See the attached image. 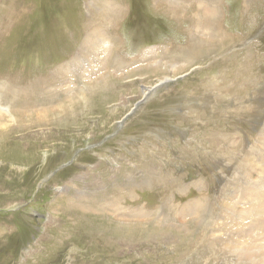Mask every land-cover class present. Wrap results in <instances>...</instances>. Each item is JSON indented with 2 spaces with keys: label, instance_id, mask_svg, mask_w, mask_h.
Instances as JSON below:
<instances>
[{
  "label": "rangeland",
  "instance_id": "1",
  "mask_svg": "<svg viewBox=\"0 0 264 264\" xmlns=\"http://www.w3.org/2000/svg\"><path fill=\"white\" fill-rule=\"evenodd\" d=\"M180 3L0 0V264H264L240 254L264 241V199L237 198L245 169L264 177V81L244 117L217 122L225 91L186 101L212 60L186 63ZM138 166L169 190L145 191Z\"/></svg>",
  "mask_w": 264,
  "mask_h": 264
},
{
  "label": "bare ground",
  "instance_id": "2",
  "mask_svg": "<svg viewBox=\"0 0 264 264\" xmlns=\"http://www.w3.org/2000/svg\"><path fill=\"white\" fill-rule=\"evenodd\" d=\"M252 2L253 0H181L180 3L181 12H179V14H181V25L185 28L186 31L185 36L187 37L183 41L181 40L182 41L181 52L183 53V55H185L183 57H185L184 59L186 63L190 65L192 64L193 61H196L197 63L198 61L205 62V60L207 59L212 60L211 64L209 63V64H205V66H202L201 68L199 67V70H201L202 81L192 82L193 85L195 84L194 88H188L183 86L184 92L183 93L181 92L183 94L182 97L187 98L186 101L188 100L192 101V98L195 97L196 95L195 93H199L201 92L200 90H202V92L205 93L207 92V94L210 96L211 99L213 98L212 96H214V94L211 93V90H215V93L216 91H225L226 93L225 95H222L221 97L219 96V98L217 96V98L219 99L218 101H223L225 99H228L229 97L227 98V96L229 95L231 97L230 99L233 100V103L234 101L237 102H235L236 103L235 107H231L227 110L226 107L224 106V104L226 105L227 103L219 104L218 105L219 108L217 107L216 110L221 115H219V113L217 114L219 115L217 116L216 119L217 122H219V120L221 121L224 120L225 119L224 115L225 114L228 115L233 110V108L237 109L236 113L240 115L249 112L250 105H248L247 102L244 101L247 94L246 91L250 89L251 86L257 84L258 82L264 81V45L263 46L261 45V47L260 45H258V47H255L253 49L252 47H248L245 45L246 39L249 36L254 34L257 30L263 29L264 27L263 25L264 14L260 15L259 17L258 16L251 17L252 12L254 10L252 6H250ZM249 8H251L249 13L245 14L244 11H247ZM237 16H239V18ZM215 77H218L219 79H221V81L219 82L216 81ZM187 82L189 83L190 81ZM208 91H210V93ZM210 104H212V101L210 102ZM211 106H208L209 109ZM256 108L257 107L255 106V108L253 109ZM186 111L183 114L181 113L182 115L179 116L182 117L186 115L187 119H190V116L186 114L187 113ZM194 113L198 115L201 112L195 109ZM241 116L244 117V115ZM203 117L206 118V116H202L200 118ZM191 119H193V121L196 122L197 124H198L197 121L200 120V119L196 120L193 117ZM206 122H208V120H206ZM219 126L221 127L222 125L220 124ZM202 139L203 138H200L201 141ZM209 139L213 143V147H217L212 141L215 140V137H211ZM261 139L263 140L261 144L264 146V131L263 133L261 132V137H259L258 141L256 142L257 144H255V146L252 145V148L254 149L253 151L256 152L259 151L258 143L261 142ZM202 142L204 143V141ZM200 145L203 146L202 143H200ZM200 145L199 142H197V146L195 143V145H190V147L192 146L191 148L194 149L195 147H200ZM228 147L229 149L235 148V151L236 150L238 151L237 154L240 155V157H242L241 161L244 160L243 158H246L244 161L248 160V158L245 157V154H243L244 149L239 145H234V144L231 145L229 143ZM247 163L248 162H245L244 167H247L248 165ZM135 169L137 170L138 173H141V175L140 177L134 176V179L135 180H137V178L141 179L139 185L145 183L144 189L146 187L151 188L152 190L154 189L155 192L157 193V196L159 195L161 196V192H163V190L165 192L169 190L167 189L168 188L167 183L164 184L165 179L162 178L163 177L162 175L154 176L151 173H148L147 171L149 167L143 170L142 167L138 166V168L135 167ZM246 172L247 170L245 169L243 172L244 173L243 177L244 180L247 181V183L244 182L246 183L245 186L243 185L242 187L239 186V188H237V193L238 195H240L237 196V198L241 199L239 202L242 203L241 205H245L244 202L248 199L252 201V203L250 202L249 204V208L251 207L250 205H252V207H256V205H259V203L256 202L254 203L255 204L254 205L253 200L249 198L251 197L254 199L256 198V200H258L259 198L260 200L264 199V188H263L264 177L258 178L257 179L258 181L253 182L249 178V175L246 174ZM108 179L109 178H107V180ZM134 179L128 180L127 185L129 187L133 188L132 181H135ZM240 181L241 179L236 180L237 183H241ZM160 185L163 187V190L160 189L159 191ZM146 190L148 189H145V191ZM240 190L242 192H240ZM83 202L84 201H82V203ZM262 204L264 203L262 202L260 205L262 206ZM245 206L247 207V205ZM161 208H166L165 200L162 202ZM262 233H264V231ZM252 247H254L253 250L243 251L242 253H240L242 260L248 259L254 261L255 259L253 260L252 258L255 257L254 256L255 254H258L260 256V259H264V241H262L261 245H256L254 244V242L253 243L251 242L250 248Z\"/></svg>",
  "mask_w": 264,
  "mask_h": 264
}]
</instances>
